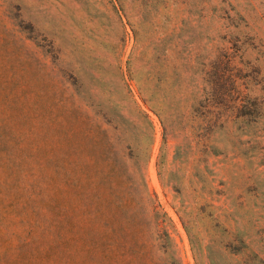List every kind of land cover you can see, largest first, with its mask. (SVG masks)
Masks as SVG:
<instances>
[{"label": "rangeland", "instance_id": "obj_1", "mask_svg": "<svg viewBox=\"0 0 264 264\" xmlns=\"http://www.w3.org/2000/svg\"><path fill=\"white\" fill-rule=\"evenodd\" d=\"M0 264H264V0H0Z\"/></svg>", "mask_w": 264, "mask_h": 264}]
</instances>
